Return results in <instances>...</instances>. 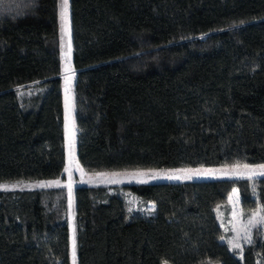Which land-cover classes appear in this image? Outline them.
Here are the masks:
<instances>
[{"label": "trees", "instance_id": "obj_1", "mask_svg": "<svg viewBox=\"0 0 264 264\" xmlns=\"http://www.w3.org/2000/svg\"><path fill=\"white\" fill-rule=\"evenodd\" d=\"M68 3L83 168L264 162V0ZM58 35L57 0H0V180L63 170ZM232 185L264 208L261 174L74 184L76 264H264L259 230L219 238ZM66 214L62 184L0 188V264H69Z\"/></svg>", "mask_w": 264, "mask_h": 264}, {"label": "rangeland", "instance_id": "obj_2", "mask_svg": "<svg viewBox=\"0 0 264 264\" xmlns=\"http://www.w3.org/2000/svg\"><path fill=\"white\" fill-rule=\"evenodd\" d=\"M61 3L62 0H57V21H58V45H59V56H60V79H61V89H62V103H63V139H64V167L61 174L55 178H29V179H8L0 180V186H7L6 188H16V187H33L37 182H48V181H58L66 187L67 191V222L69 228V247H68V257L69 264H76V248L75 257L73 256V228H75V242H76V225L74 219V197H73V186L74 184L85 182V183H95L103 182L109 185L110 188H114L115 185H119L122 182L128 181H140V180H165L168 179L167 176L170 174L182 175V170H211L210 173L201 175H192L194 177H212V176H239L228 174L225 175L226 171H229L233 165L240 164L249 165L252 169L256 170L255 174H249L245 172V176L259 175L264 172L259 166L264 165V162H231V163H220V164H197V165H181V166H148V167H129V168H112V169H94L87 170L83 168L76 156V122L74 114V92H73V81L75 68L71 63V54L68 53V41L69 35L66 32H62V20H61ZM67 27L70 29V16H69V3H68V20ZM63 37V39H62ZM71 40V38H70ZM71 69V71L66 72L65 69ZM65 76L69 77V81L65 80ZM67 89V92H66ZM19 97L25 96V92L18 87L16 89ZM26 98V97H24ZM67 102V103H66ZM75 135L74 148L70 149L69 142L71 134ZM98 173L105 174L104 176H98ZM133 173H145L143 176L133 177ZM115 174V175H113ZM156 174L158 178L150 179V176ZM244 176V175H243ZM116 180L118 182L112 183L110 181ZM171 180V179H170ZM5 188V187H0ZM235 190V191H234ZM125 196L128 202V208H140L143 209L145 214L152 216L154 214V204L153 201L148 200V202H141L139 198L133 195L131 192H125ZM260 208L259 204H253L249 208L243 209L239 203V193L236 185H232L229 189L226 199L222 202L217 203L214 206L215 214L217 220L219 221L222 234L219 238L226 242L228 247L240 254V249H233L230 241L235 242L238 239L239 243L242 244L245 240L243 239V228L247 225L251 213L257 211ZM264 215V212L261 213ZM254 230H259L264 233V224L259 225L256 228L251 229L250 235L252 236ZM239 232V237L237 233ZM162 264H171L168 259H164ZM213 264H219L215 261Z\"/></svg>", "mask_w": 264, "mask_h": 264}, {"label": "snow or ice", "instance_id": "obj_3", "mask_svg": "<svg viewBox=\"0 0 264 264\" xmlns=\"http://www.w3.org/2000/svg\"><path fill=\"white\" fill-rule=\"evenodd\" d=\"M61 20H62V32H66L69 35V41H68V53L67 55L70 56L71 54V40H70V29L67 27V20H68V0H62L61 3ZM63 39V37H62ZM66 72L71 71V69H65ZM65 80L69 81V77L65 76ZM67 92V89H66ZM67 103V102H66ZM74 143H75V135L74 133L71 134L70 137V142H69V147L70 149L74 148ZM261 169H264V165L259 166ZM211 170H205V172H202L201 170H195V172H193L192 170H182V175H177V174H170L167 176L168 179H191L192 175H201V174H206V173H210ZM245 172H248L249 174H255L256 170L252 169L249 165H243L241 166L240 164H236L233 165L232 168L229 171L225 172V175L228 174H233V175H239V176H243L245 175ZM261 175H264V172L260 173ZM98 176H104L105 174L103 173H98ZM115 175V174H113ZM133 177H138V176H143L145 175V173H133L132 174ZM158 178V176L156 174H153L150 176V179H156ZM112 183H116L118 181L116 180H112L110 181ZM139 182L141 183H146V180H140ZM53 184H56L57 186L59 185L58 181H48V182H37V184L35 186L37 187H48L51 186ZM0 187H7V186H0ZM235 191V190H234ZM264 212V208L258 209L257 211L251 213L248 223L247 225L244 226L243 228V239L248 242L251 243L252 239H251V229L252 228H256L259 225L264 224V215H261V213ZM237 236L239 237V232L237 233ZM230 244H232L233 249H239L242 247V245L239 243L238 239H235V242L230 241ZM75 248H76V242H75V228H73V256L75 257Z\"/></svg>", "mask_w": 264, "mask_h": 264}]
</instances>
